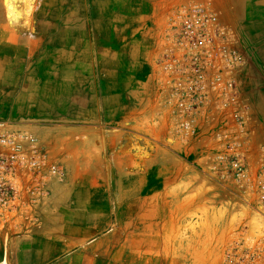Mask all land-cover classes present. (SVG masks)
<instances>
[{
  "label": "rangeland",
  "instance_id": "374dc122",
  "mask_svg": "<svg viewBox=\"0 0 264 264\" xmlns=\"http://www.w3.org/2000/svg\"><path fill=\"white\" fill-rule=\"evenodd\" d=\"M27 2L0 0V264H264V0Z\"/></svg>",
  "mask_w": 264,
  "mask_h": 264
},
{
  "label": "crops",
  "instance_id": "0c3cea01",
  "mask_svg": "<svg viewBox=\"0 0 264 264\" xmlns=\"http://www.w3.org/2000/svg\"><path fill=\"white\" fill-rule=\"evenodd\" d=\"M264 16V9L261 11H258L259 18L261 16ZM261 19L258 20V23L260 24ZM86 232L85 228L82 226L79 227L78 231L73 232V229H68L66 231V234L73 236V235H84ZM47 247L43 246L40 247L39 251L41 252L42 250H46V248H52L54 251H67L70 244H49L46 245ZM50 246V247H49ZM111 246L108 244H103V243H87V244H82L80 249H75L71 251V254H68L64 257L62 256H55L54 258L48 260V261H39L36 259H28L24 262L21 261V263L17 264H124L121 261L120 253H121V248L118 250H112L110 249ZM126 247H124L125 250ZM155 249L156 252L160 251V254H149L147 253L144 257L143 260L139 261L137 258V255H133L132 257H135V259L130 260L129 264H184V261L180 259H168V256L164 254L163 252V246H157L155 248L151 249H146L152 251ZM50 250V249H48ZM35 251V250H33ZM101 252L105 253L104 256L98 254L95 255L94 253Z\"/></svg>",
  "mask_w": 264,
  "mask_h": 264
},
{
  "label": "bare ground",
  "instance_id": "6f19581e",
  "mask_svg": "<svg viewBox=\"0 0 264 264\" xmlns=\"http://www.w3.org/2000/svg\"><path fill=\"white\" fill-rule=\"evenodd\" d=\"M27 0H6V19L10 24L18 25L28 17Z\"/></svg>",
  "mask_w": 264,
  "mask_h": 264
},
{
  "label": "built area",
  "instance_id": "2783aa9c",
  "mask_svg": "<svg viewBox=\"0 0 264 264\" xmlns=\"http://www.w3.org/2000/svg\"><path fill=\"white\" fill-rule=\"evenodd\" d=\"M260 205H261V208L259 209L258 211V215L263 219L264 221V195L261 196L260 198ZM264 226V224H263ZM262 235H263V240H262V248H261V253L263 255V263H264V227L262 228Z\"/></svg>",
  "mask_w": 264,
  "mask_h": 264
}]
</instances>
